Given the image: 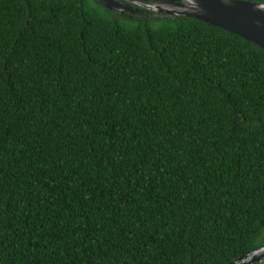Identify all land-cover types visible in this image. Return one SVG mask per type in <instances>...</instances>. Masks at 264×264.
<instances>
[{"label":"trees","instance_id":"trees-1","mask_svg":"<svg viewBox=\"0 0 264 264\" xmlns=\"http://www.w3.org/2000/svg\"><path fill=\"white\" fill-rule=\"evenodd\" d=\"M263 246L264 50L194 18L0 0V264Z\"/></svg>","mask_w":264,"mask_h":264},{"label":"water","instance_id":"water-1","mask_svg":"<svg viewBox=\"0 0 264 264\" xmlns=\"http://www.w3.org/2000/svg\"><path fill=\"white\" fill-rule=\"evenodd\" d=\"M108 10L135 14L140 9L172 17H188L233 33L264 50V2L246 0H97ZM124 2L125 4L121 3ZM264 260V246L230 264Z\"/></svg>","mask_w":264,"mask_h":264},{"label":"rangeland","instance_id":"rangeland-1","mask_svg":"<svg viewBox=\"0 0 264 264\" xmlns=\"http://www.w3.org/2000/svg\"><path fill=\"white\" fill-rule=\"evenodd\" d=\"M138 13H140V10L137 13H135V14H138Z\"/></svg>","mask_w":264,"mask_h":264},{"label":"flooded vegetation","instance_id":"flooded-vegetation-1","mask_svg":"<svg viewBox=\"0 0 264 264\" xmlns=\"http://www.w3.org/2000/svg\"><path fill=\"white\" fill-rule=\"evenodd\" d=\"M121 3L125 4L124 2L120 1Z\"/></svg>","mask_w":264,"mask_h":264}]
</instances>
